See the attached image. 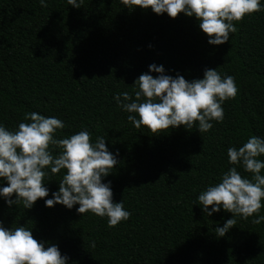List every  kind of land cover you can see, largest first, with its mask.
Returning <instances> with one entry per match:
<instances>
[{
	"label": "trees",
	"instance_id": "trees-1",
	"mask_svg": "<svg viewBox=\"0 0 264 264\" xmlns=\"http://www.w3.org/2000/svg\"><path fill=\"white\" fill-rule=\"evenodd\" d=\"M46 5L0 0V124L15 130L30 122L26 113L37 112L63 121L56 139L84 129L92 142L104 137L118 155L102 182L110 183L113 202L122 200L130 216L109 227L106 217L78 214V205L45 207L44 199L58 191L61 170L44 177L48 196L30 209L0 199V226L31 229L38 242L55 244L68 264H264V220L236 216L218 237L215 228L231 214L207 216L197 201L232 167L229 147L249 136L264 138V8L234 22L228 42L213 46L197 20L183 14L129 10L120 0ZM152 64L187 81L202 78L205 69L233 76L237 93L222 104L223 120L212 121L205 133L195 123L159 133L134 128L113 97L128 92L134 98V81ZM49 148L53 156L60 151ZM261 204L264 216V199Z\"/></svg>",
	"mask_w": 264,
	"mask_h": 264
},
{
	"label": "clouds",
	"instance_id": "clouds-1",
	"mask_svg": "<svg viewBox=\"0 0 264 264\" xmlns=\"http://www.w3.org/2000/svg\"><path fill=\"white\" fill-rule=\"evenodd\" d=\"M133 10L150 9L157 16L166 14L175 18L178 14L194 17L207 43L219 46L228 42L229 34L236 31L234 22L261 11V0H120ZM46 7V0H38ZM83 0H67L73 8H80ZM155 72L153 77L151 73ZM137 90L134 98L128 92L113 97L122 111L129 113L127 120L134 128H145L152 133L166 129L197 127L199 133L208 132L213 124L224 118L222 104L236 96L233 76L221 75L216 69H205L203 77L187 81L183 76L164 74L163 66H148V72L134 81ZM28 123L20 122L15 130L0 124V199L6 205L22 204L30 209L34 202L48 196L44 177L63 170L58 191L44 199L45 207L59 204L66 209L78 205L76 212H90L106 217L109 227L128 220L130 212L123 201L114 203L110 183L102 182L117 165L118 153L109 152L105 138L90 140L84 129L69 137L56 139L58 130L65 127L55 116L45 117L37 112L25 114ZM60 151L53 156L49 146ZM264 138L249 136L238 148L227 149L228 163L232 165L222 173L219 182L200 192L197 201L201 210L211 216L218 211L231 214L222 227H216L218 237L236 223L235 217L248 218L255 214L252 223H260L259 215L264 199ZM251 174L242 177L236 166ZM14 196V198H12ZM208 206H211L209 209ZM0 264H68L55 244L45 246L33 238L31 229L25 226L5 228L0 226Z\"/></svg>",
	"mask_w": 264,
	"mask_h": 264
}]
</instances>
